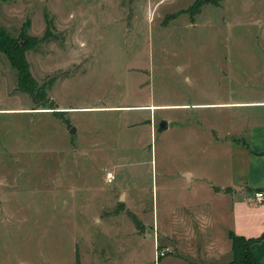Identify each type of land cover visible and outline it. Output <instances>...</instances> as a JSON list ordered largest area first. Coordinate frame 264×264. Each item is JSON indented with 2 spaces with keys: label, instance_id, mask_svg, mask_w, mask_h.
Masks as SVG:
<instances>
[{
  "label": "rangeland",
  "instance_id": "1",
  "mask_svg": "<svg viewBox=\"0 0 264 264\" xmlns=\"http://www.w3.org/2000/svg\"><path fill=\"white\" fill-rule=\"evenodd\" d=\"M193 1L7 0L0 22L15 36L28 18L31 34L48 29L27 58L39 82L57 76L48 91L59 109L166 102L179 98V88L195 99L262 94L259 0H206L194 22L181 12L163 23L166 14ZM8 60L0 51V105H33L29 93L16 89ZM166 111L58 114L38 107L0 113V264H78V255L87 256L92 246L96 261L97 246H116L117 233L132 222L124 214L95 220L123 205L117 197L125 182L139 185L136 209L146 201L152 208L155 198L161 212L164 183L186 152L178 129L150 133ZM173 141L179 143L174 151Z\"/></svg>",
  "mask_w": 264,
  "mask_h": 264
},
{
  "label": "crops",
  "instance_id": "2",
  "mask_svg": "<svg viewBox=\"0 0 264 264\" xmlns=\"http://www.w3.org/2000/svg\"><path fill=\"white\" fill-rule=\"evenodd\" d=\"M6 1L0 0L2 21ZM259 2L264 8V0ZM8 63L11 72L12 64L9 60ZM179 90L178 99L166 102L70 104L69 109L61 108L71 112L141 109L149 110L150 115L151 109L167 110L161 113L159 121L155 119L150 133L157 135V131L162 133L170 127L176 133L174 130L178 129L186 147L184 163L175 165L174 177L164 183L161 212L155 198L152 208L146 201L140 210L136 209L134 203L142 202L134 194L139 185L125 182L117 197L124 200L123 205L116 203L109 209L112 211L96 215L95 220L124 214L132 219L130 227L117 233L123 239L116 246L108 242L98 245L96 261L91 245L90 254L86 251L87 256L78 255L80 264H227L234 258L231 233L254 238L264 233V200L260 203L255 200V193L264 191V92L242 98L230 92L227 97L218 93L208 99H195L189 91L186 96L187 88ZM30 106L0 105V113L35 108ZM209 110H213L212 114L207 113ZM163 119L168 125L159 129ZM74 126L76 135L78 127ZM177 144L172 142L173 151ZM128 210L137 215L141 228L135 225ZM108 236L112 237L110 233ZM157 244L171 250L158 255ZM250 249L256 260L253 264H264V237L253 240Z\"/></svg>",
  "mask_w": 264,
  "mask_h": 264
},
{
  "label": "trees",
  "instance_id": "3",
  "mask_svg": "<svg viewBox=\"0 0 264 264\" xmlns=\"http://www.w3.org/2000/svg\"><path fill=\"white\" fill-rule=\"evenodd\" d=\"M205 1L206 0H194L188 7L166 14L163 23H168L170 19L175 18L181 12H188L190 14L191 21L194 22L196 14L200 12V8ZM211 1L218 3L217 0ZM30 22V18H28V20H26V22H24L21 26V30L19 31L20 33L17 36L9 32L8 28L0 23V50L6 54L13 68L16 69V89L27 92L32 96L34 102L33 107H47L56 111V113L61 114L67 110H59L56 100L49 95L48 91L57 76L53 75L49 79L45 80V82H39L37 77L34 76L32 72L31 61L27 58V51L29 48L35 47L36 44L48 38L50 33L47 31L48 29H46L43 36L31 34L28 31ZM128 212L135 221V225H137L138 228H141L142 224L137 215L132 210H128ZM230 237H232L234 258L227 264L255 263L256 260L253 251L250 249V244L255 239H262V237H264V233L257 238L245 237L234 233H231Z\"/></svg>",
  "mask_w": 264,
  "mask_h": 264
},
{
  "label": "built area",
  "instance_id": "4",
  "mask_svg": "<svg viewBox=\"0 0 264 264\" xmlns=\"http://www.w3.org/2000/svg\"><path fill=\"white\" fill-rule=\"evenodd\" d=\"M112 175H113V172L112 171H108V175L107 176H112ZM255 200L257 202H259V203H260V201L264 200V191L263 190L257 191L255 193ZM170 250H171V248L169 246L162 247V246L157 244L156 252H157L158 255H164Z\"/></svg>",
  "mask_w": 264,
  "mask_h": 264
},
{
  "label": "water",
  "instance_id": "5",
  "mask_svg": "<svg viewBox=\"0 0 264 264\" xmlns=\"http://www.w3.org/2000/svg\"><path fill=\"white\" fill-rule=\"evenodd\" d=\"M167 125H168V121H167L166 119H163V120H161V122H160L159 129L166 128ZM75 130H76V128H75V126L73 125V126H71V128H70L69 131H70L71 133H75Z\"/></svg>",
  "mask_w": 264,
  "mask_h": 264
}]
</instances>
